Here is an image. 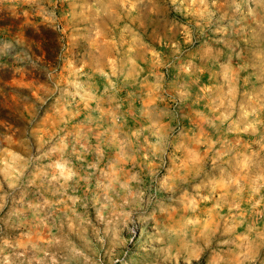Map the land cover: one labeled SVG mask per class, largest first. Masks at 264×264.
Instances as JSON below:
<instances>
[{
	"label": "rangeland",
	"instance_id": "1",
	"mask_svg": "<svg viewBox=\"0 0 264 264\" xmlns=\"http://www.w3.org/2000/svg\"><path fill=\"white\" fill-rule=\"evenodd\" d=\"M0 264H264V0H0Z\"/></svg>",
	"mask_w": 264,
	"mask_h": 264
},
{
	"label": "bare ground",
	"instance_id": "2",
	"mask_svg": "<svg viewBox=\"0 0 264 264\" xmlns=\"http://www.w3.org/2000/svg\"><path fill=\"white\" fill-rule=\"evenodd\" d=\"M158 217L163 218V217H164V214H160V216H158ZM156 220H157V218H155V222H151V223L153 224V226H154L155 228H158L159 225H158V222H157ZM151 223H150V226H151ZM149 229H150V228H149ZM149 231H152V230H149Z\"/></svg>",
	"mask_w": 264,
	"mask_h": 264
}]
</instances>
